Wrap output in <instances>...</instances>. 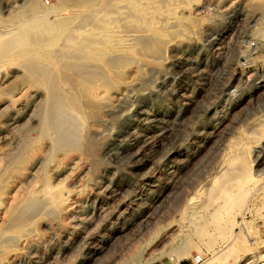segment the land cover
Instances as JSON below:
<instances>
[{"label":"rangeland","instance_id":"rangeland-1","mask_svg":"<svg viewBox=\"0 0 264 264\" xmlns=\"http://www.w3.org/2000/svg\"><path fill=\"white\" fill-rule=\"evenodd\" d=\"M62 1L73 0H0V32L29 19L35 4ZM93 1L102 3L101 14L132 23L130 30L122 26L121 34L145 47L116 96L109 97L110 90L80 96L83 125L63 106L60 91H49V121L67 140V169L60 177L66 198L58 208L31 198L20 213L0 219L8 249L0 264H198L190 261L195 253L205 262L212 250L192 233L195 219L183 207L189 195L199 193L209 208L216 191L210 182L225 179L227 148L239 134L250 138L245 155L262 186L237 215L234 233L244 232V221L251 220L264 238V209L256 207L259 214L248 209L264 193V133L256 131L264 121V0H151L163 15L149 11L146 19L134 17L123 1L117 6L114 0ZM114 6L121 7L117 14ZM171 21L185 26L164 38L133 29L138 22L168 28ZM17 63L0 67V169L17 155L9 173L25 163L28 176L44 164L45 138L31 156L23 148L36 134V109L46 92L28 85ZM84 66L82 79L96 71ZM39 71L49 74L45 65ZM26 122L31 127L23 130ZM25 185L17 183L16 192ZM184 239L194 244L189 251ZM234 264H264V242Z\"/></svg>","mask_w":264,"mask_h":264},{"label":"bare ground","instance_id":"bare-ground-1","mask_svg":"<svg viewBox=\"0 0 264 264\" xmlns=\"http://www.w3.org/2000/svg\"><path fill=\"white\" fill-rule=\"evenodd\" d=\"M114 1L115 6L118 1H123L129 12H135L136 15L133 16L140 19L148 15L149 11L152 14L153 11L161 10L156 2L149 4L151 0ZM101 4H97L96 1L94 4L93 0L62 1L59 5L51 7L35 4L29 19H25L6 32H0V67L4 66V63L7 64L17 59L18 66L23 68L26 75L27 84L41 87L46 92V97L36 109L37 122L33 128L36 130V134L32 138L24 140L26 146L24 145L23 149L27 151V156H31L35 152V146L41 138L47 140L45 146L47 150L43 153L44 164L39 173L26 176L29 167L24 163L19 172L10 174L9 171L15 164L16 159L14 158L17 155L10 156L0 169L1 203L6 195V204H3L0 209L1 220L4 217L20 213L25 202L31 198L47 199L57 208L65 201L63 177H60L65 174L67 169L65 166L66 150L64 149V141L67 140H63L64 137L58 133L59 131H55L56 129L49 121L53 107V102L48 96L49 91L58 89L63 106L72 111L80 125H83L86 113L81 107L80 96L88 95L94 98L97 94L99 95L100 90H110L109 97L116 96L129 75L135 71L137 55L145 45L142 46L134 39H129L126 37L127 35L121 34L122 26H126L130 30L133 27H130L132 23L122 25L114 20V16L109 17L106 13L101 14L103 13ZM115 6V12L118 9L121 10V7L116 9ZM160 12L162 14V11ZM146 18L148 17L146 16L144 19ZM173 22L171 21L168 28H163L164 25L163 27L162 25L158 26L156 23L138 22L134 23L133 29L137 26L142 31L149 30L153 38H164L170 34V31L176 30L175 28L180 30L185 26V24ZM84 64L93 65L96 67V71L82 79L81 71L85 69ZM42 65L49 68L48 76L40 73L39 67ZM27 122L21 126L23 130H28L31 127ZM256 128L258 133L263 134L264 121H258ZM249 139L245 134H239L237 142H230L226 152L229 157L227 161L229 171L227 175L225 174V179L222 176L223 181L217 182L215 179L210 182L216 191H213L209 208H205L206 202H201L202 197L199 196V193L198 195L196 193L189 195L190 197L183 207V211H188L195 219L192 233L198 237L200 242L206 244L207 248H211L213 253L211 258L198 264L211 262L223 264L232 262L234 264L241 256L252 250L253 245H257L261 241L264 242V238L258 237L259 230L252 226L251 220L244 221V232L234 233L237 215L246 209L248 199H252L251 196L256 194L254 191L262 186L261 180L252 175L249 161L245 155L246 146L250 143ZM227 157L223 159L227 160ZM25 178L27 179L24 181ZM19 182L26 183L20 193L16 192L17 188L15 187ZM2 185L5 186L4 189L1 188ZM260 195L261 192L254 197V199L260 200V203L251 200L248 208L250 211L254 208L255 213L258 214L260 211L256 210V207L264 209V193L262 196ZM4 232V227L0 226V261L8 250L3 240L4 236H2ZM182 244L184 247L181 245V248H186L185 251L194 247L189 239H184Z\"/></svg>","mask_w":264,"mask_h":264},{"label":"built area","instance_id":"built-area-1","mask_svg":"<svg viewBox=\"0 0 264 264\" xmlns=\"http://www.w3.org/2000/svg\"><path fill=\"white\" fill-rule=\"evenodd\" d=\"M48 0H45V2H47ZM170 258H172V257H170ZM202 255L201 254H199V253H195L194 255H192L191 256V258H190V261L192 262V263H199V262H201L202 261Z\"/></svg>","mask_w":264,"mask_h":264}]
</instances>
